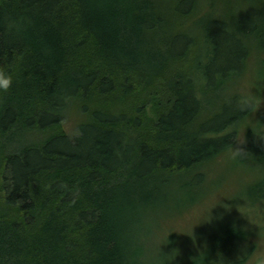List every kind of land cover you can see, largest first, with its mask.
<instances>
[{
  "label": "trees",
  "instance_id": "16d2710c",
  "mask_svg": "<svg viewBox=\"0 0 264 264\" xmlns=\"http://www.w3.org/2000/svg\"><path fill=\"white\" fill-rule=\"evenodd\" d=\"M259 1L228 19L233 0H0V264L248 261L240 216L183 250L187 233L155 234L240 136L264 172V112L240 130L254 105L231 91L264 53ZM262 176L242 217L264 215Z\"/></svg>",
  "mask_w": 264,
  "mask_h": 264
},
{
  "label": "rangeland",
  "instance_id": "374dc122",
  "mask_svg": "<svg viewBox=\"0 0 264 264\" xmlns=\"http://www.w3.org/2000/svg\"><path fill=\"white\" fill-rule=\"evenodd\" d=\"M259 2V0H233L232 7L227 10V18L231 19L233 15L245 12L253 14ZM231 91L255 101L253 112L245 119L240 130L247 131L257 127L259 116L264 112V53L256 49L250 50L245 71L240 77L231 81ZM146 113L148 118L154 116L149 106L146 108ZM63 126L68 133L72 132L71 122ZM241 142L242 136L239 137L235 150L207 168L205 186L198 193L188 195L189 197L184 196L183 199L179 197L176 202H179L180 208L172 203L171 210L161 218L160 231L155 234L158 240L172 233L184 237L187 233L189 236L183 237L180 243L181 250L187 248L189 243H203L218 227L217 220L224 219L226 217L224 214L227 213L233 219H238L237 216H240L244 221L251 222L254 228L250 237L254 250L245 264H264V215H261L263 210L259 208L255 213L249 214V217H246L247 215L242 217L241 214L242 209L247 207L248 187L255 181L261 180L264 172L252 170L251 165L245 167L241 164L238 154Z\"/></svg>",
  "mask_w": 264,
  "mask_h": 264
},
{
  "label": "clouds",
  "instance_id": "9594fccd",
  "mask_svg": "<svg viewBox=\"0 0 264 264\" xmlns=\"http://www.w3.org/2000/svg\"><path fill=\"white\" fill-rule=\"evenodd\" d=\"M14 83L13 76L7 68H0V93L8 92ZM245 104H254L255 101L250 97H245L242 101Z\"/></svg>",
  "mask_w": 264,
  "mask_h": 264
}]
</instances>
